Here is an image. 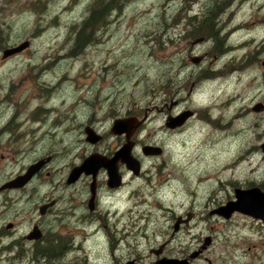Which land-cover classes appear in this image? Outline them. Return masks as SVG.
Segmentation results:
<instances>
[{
  "label": "rangeland",
  "instance_id": "374dc122",
  "mask_svg": "<svg viewBox=\"0 0 264 264\" xmlns=\"http://www.w3.org/2000/svg\"><path fill=\"white\" fill-rule=\"evenodd\" d=\"M93 1L0 0V183L51 158L26 189L0 194V226L16 221L24 234L41 221L45 239L36 246L50 254L27 241L4 249L0 240V264H155L150 249L168 240L163 253L179 258L208 241L192 264H264L262 220L211 213L235 188L264 191V107L253 110L264 105V0H118L76 50ZM213 14L215 37L194 38ZM222 39L228 49L218 57L213 45ZM24 40L25 50L2 58ZM238 63L243 69L217 73ZM183 110L193 115L167 129L166 117ZM145 114L131 153L140 174L122 167L126 183L115 191L101 174L90 211L91 180L68 185L70 169L124 143L110 131L113 120ZM86 125L98 143L87 141ZM143 145L162 153L144 155ZM47 199L56 203L41 216ZM191 208L190 224L175 232L174 220Z\"/></svg>",
  "mask_w": 264,
  "mask_h": 264
},
{
  "label": "water",
  "instance_id": "95a60500",
  "mask_svg": "<svg viewBox=\"0 0 264 264\" xmlns=\"http://www.w3.org/2000/svg\"><path fill=\"white\" fill-rule=\"evenodd\" d=\"M29 46V40H24L18 45H14L5 48L2 52V58H6L10 55L20 53ZM198 58L194 59L197 60ZM264 67V59L261 62ZM264 105L262 103H257L253 106V110L260 111L263 109ZM192 114L191 110H184L174 117H168L169 122L167 125L169 127H175L180 125L187 117ZM140 120L136 117L125 116L119 117L113 120L110 131L112 134H122L125 133L126 142L122 144L111 157L99 153H91L86 158L82 160L79 165H75L67 178V182H71L78 178L81 173H92L93 179L97 173V170L101 167L105 168L108 173V180L112 184L118 183L119 175L117 170V163L121 161L126 164V166L133 172L138 173L139 162L132 156L131 147L133 142L130 140L131 134L134 129L140 124ZM84 133L87 136L88 142L96 143L101 139V135L97 134L93 128L90 126L84 127ZM143 152L149 155H155L161 152L160 147L145 145L142 147ZM260 148L264 154V142L260 144ZM50 160L49 156L39 158L35 162L31 163L24 172L17 174L14 178L7 180L0 186V190L17 188L26 184L38 171H40ZM52 203V202H50ZM234 212H240L246 215H250L253 218L262 220L264 224V191L257 186H252L249 188H235L234 189V199L229 200L224 205H221L211 211V213H217L224 218L230 217ZM180 219L175 223V227L178 225ZM36 232V231H35ZM30 238L39 236L37 234L29 235ZM209 242H204L199 248L193 250L190 253V257H194L201 251ZM163 243L159 244L158 247L152 250L159 254L161 252ZM133 260L129 259L125 262H120L118 264H132ZM157 264H189L188 258L165 256L162 255L157 259Z\"/></svg>",
  "mask_w": 264,
  "mask_h": 264
},
{
  "label": "flooded vegetation",
  "instance_id": "af4514ba",
  "mask_svg": "<svg viewBox=\"0 0 264 264\" xmlns=\"http://www.w3.org/2000/svg\"><path fill=\"white\" fill-rule=\"evenodd\" d=\"M243 27V26H241ZM18 45V44H17ZM30 45V44H29ZM3 52V51H2ZM243 69L242 66L240 65H237L235 67H233V69H231L232 71H237V70H241ZM231 72V71H230ZM228 74L227 71H224V75ZM261 103V102H259ZM257 104V103H256ZM255 104V105H256ZM263 104V103H262ZM184 111V110H183ZM182 112V111H181ZM180 113V112H179ZM177 113V114H179ZM177 114H174V115H168L165 119V122H164V125L167 129H171V130H174V129H177L179 126L183 125L184 122L190 118L192 115H193V112L192 114L187 117L180 125L178 126H175V127H169L167 125V123L169 122L168 120V117H174L176 116ZM131 117H136L138 120H140V124L134 129L133 133L131 134V137H130V140L133 142V145H134V134H135V131L147 120V115L145 114L144 116H142V118H139L137 116H134V115H130ZM86 126H90V125H86ZM91 127V126H90ZM92 128V127H91ZM114 135H118V136H123L124 137V143L126 142V138H125V133H122V134H114ZM102 138V136H101ZM101 140V139H100ZM99 140V141H100ZM98 141V142H99ZM96 142V143H98ZM91 143V142H90ZM123 143V144H124ZM122 145V144H121ZM133 145L131 147V153H132V150H133ZM145 145H143L142 147H144ZM152 146V145H151ZM141 147V150L143 149ZM160 150L161 152L158 153V154H155V155H159L162 153V148L160 147ZM143 152V150H142ZM263 153V152H262ZM144 155H149V154H145L143 152ZM103 155V154H102ZM113 154H111L112 156ZM107 156V155H105ZM110 155H108L107 157H111ZM133 156V155H132ZM87 157V156H86ZM84 157V158H86ZM134 157V156H133ZM51 159V158H50ZM139 162V161H138ZM47 165V164H46ZM74 167V166H73ZM72 167V168H73ZM123 167V169L125 171H129V172H132L135 176H138L140 174V168H141V165H140V162H139V169H138V173H135L133 172L131 169H129L125 163L121 162V161H118L117 163V170H118V175H119V181L118 183H114L111 185V183L109 182L108 180V173H107V170L103 167L99 168L97 170V173L95 175V178L93 179L92 177V173H81V175L76 178L75 180L71 181V182H67V179H66V183L68 185H72L74 184L75 182H77L79 179H81L83 176H85L86 178H88L90 181V184H89V192H90V197L88 199V208L90 209V211H94V208H95V205L96 203L98 202V191L101 187V183L98 181V177L103 174V173H106V181H105V186L106 188L109 190V191H115V190H118L120 189L125 183L126 181H124L123 179V174L121 172V168ZM71 168V169H72ZM43 169V168H42ZM41 169V170H42ZM70 169V171H71ZM38 171L26 184H24L23 186L21 187H17V188H10V189H3V190H0V194H3L5 192H9V191H19V190H23V189H26L28 187V185L32 182L33 178H35V176H37L40 172ZM23 172V171H22ZM21 172V173H22ZM128 172V173H129ZM70 173V172H69ZM20 174V173H19ZM17 174L13 175V176H10L8 177L6 180L2 181L0 183V186L6 182L7 180L9 179H12L16 176ZM69 176V175H68ZM68 178V177H67ZM99 198H100V193H99ZM125 201H129L128 198L125 199ZM52 202V203H50ZM56 203V200L55 199H52V200H46L44 202H42L39 206H38V212L41 216H45L47 215L50 210L52 209V207L55 205ZM137 203V202H136ZM144 203V202H143ZM142 204V203H141ZM141 204H137V205H141ZM129 210V208H126V212ZM126 214V213H124ZM127 215V214H126ZM193 209L191 208L190 210L188 209L185 213V216L183 217H180V216H177L176 219L174 220L173 222V226H172V229L176 232V231H179L181 226L183 227H188V225L190 224L191 220L193 219ZM142 218V217H141ZM178 225L175 227V223L178 221ZM18 222L16 221H12V220H9V221H6V223H4L3 225L0 226V240H4V242H7L4 244V249H9L10 247H13L14 245H16L15 242H34L33 246L34 247V252L37 254V253H43V254H50V250H48V248H45V247H37L36 245V242H42L44 241L45 239V233H46V229L44 228V226L42 225V222L41 221H36V222H33L31 224V226L23 233H20L18 232ZM36 231V232H35ZM15 232H17L19 235H15ZM33 235V234H37L39 237L36 238V237H32L30 238L29 235ZM174 235V234H173ZM170 241V240H168ZM168 241L166 242H162L163 243V246H162V249H161V252L159 254L155 253L154 250H152V248L150 249V251L154 254V256L156 257V260H155V264H157V259L162 256V255H166L163 253V250L165 249ZM204 242H202L200 245L198 244V246L200 247ZM47 245V244H46ZM71 245H66L65 242H62V245H61V249H66L67 247H69ZM198 247V248H199ZM51 248V247H50ZM155 249V248H153ZM205 250V248H203L201 251L198 252L197 255H195L194 257H190V248H188V250L186 251V253H181V254H185L186 256L184 257H187L188 258V262L189 264H192V261L195 259V258H198L200 257V255L202 254V252ZM53 253V252H52ZM168 256V255H167ZM194 258V259H193ZM133 260V263L134 264L136 262V259L135 258H131Z\"/></svg>",
  "mask_w": 264,
  "mask_h": 264
},
{
  "label": "trees",
  "instance_id": "16d2710c",
  "mask_svg": "<svg viewBox=\"0 0 264 264\" xmlns=\"http://www.w3.org/2000/svg\"><path fill=\"white\" fill-rule=\"evenodd\" d=\"M118 0H94L88 12L82 21L81 25L76 31L75 35V48L76 50H82L84 45L93 37L99 25L105 20L109 11L117 4ZM213 21L214 14L208 16L206 19L202 20L197 24V28L194 31L193 37H215L216 34L213 31ZM223 39L221 41L216 40L214 42L213 50L216 52L218 57H221L223 53L227 51L228 48L223 47ZM243 67L242 63H238ZM237 65H230L229 67L224 66L217 70V73H224V71L230 72L233 67ZM247 66V65H244Z\"/></svg>",
  "mask_w": 264,
  "mask_h": 264
},
{
  "label": "bare ground",
  "instance_id": "6f19581e",
  "mask_svg": "<svg viewBox=\"0 0 264 264\" xmlns=\"http://www.w3.org/2000/svg\"><path fill=\"white\" fill-rule=\"evenodd\" d=\"M236 29V28H235ZM145 203V202H144Z\"/></svg>",
  "mask_w": 264,
  "mask_h": 264
}]
</instances>
